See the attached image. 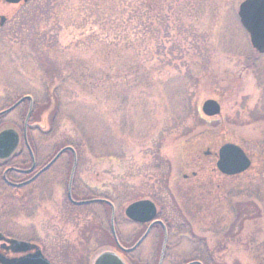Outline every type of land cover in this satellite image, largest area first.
Masks as SVG:
<instances>
[{
	"label": "rangeland",
	"instance_id": "374dc122",
	"mask_svg": "<svg viewBox=\"0 0 264 264\" xmlns=\"http://www.w3.org/2000/svg\"><path fill=\"white\" fill-rule=\"evenodd\" d=\"M241 1L146 0L150 8L140 0L0 2L7 18L0 26V111L24 95L42 107L32 134L42 160L60 149L61 137L81 144L74 183L81 194L114 203L125 246L144 229L126 207L158 199L161 216L173 220L163 264H264V54L241 24ZM138 64L145 74L127 69ZM207 99L221 103L219 116L203 113ZM25 114L4 115L0 131H22ZM219 134L253 154L248 171L212 170ZM184 148L198 152L188 159ZM71 168L51 170L54 190L43 184L37 211L33 204L24 213L0 211V226L27 236L36 229L44 237L69 235L71 262L87 264L89 250L107 244L100 222L109 232L111 210L94 202L63 218ZM160 234L128 253V262L157 264Z\"/></svg>",
	"mask_w": 264,
	"mask_h": 264
},
{
	"label": "flooded vegetation",
	"instance_id": "af4514ba",
	"mask_svg": "<svg viewBox=\"0 0 264 264\" xmlns=\"http://www.w3.org/2000/svg\"><path fill=\"white\" fill-rule=\"evenodd\" d=\"M1 2H4V0H1ZM25 3L27 2H22L20 4L23 5ZM22 97H20L19 99H21ZM35 104H36L35 101L33 100L31 101L26 98L14 110L22 108V112L26 111V114H28L30 109H32L31 111V115H32ZM6 114L4 113L0 114V118H2ZM7 128H14V127H7ZM16 130L18 131L19 134V140L16 150L13 152V154L10 157L0 158V211L2 212L4 210H11L17 207L19 209V213H24L26 210V206H29V204H33L35 211H37L40 208V206L43 204L41 202L43 200L42 197L43 184L49 185V183H51V185H49L51 190H54L56 184V182L53 181L52 175L50 176L49 173L56 166L68 171L70 163H72L73 165L75 162L74 155L71 154L72 156L69 157L68 152L63 153L52 164L50 163L52 162L56 154H54L52 157L42 160L36 152V147L32 135L35 130H38V126L37 123L33 121L31 116L28 123H26V116L24 117V125L22 131H19L18 129ZM65 154L67 155L65 163L59 165L61 158ZM40 184L42 185L39 186ZM68 189H69V181L67 185V192ZM34 198L35 200H33ZM65 203H66L65 207L63 206L62 216H66L63 218L69 219L70 218L69 216H74V215L72 214L71 211H69L70 208L68 207V202L65 201ZM14 218L15 217H13V219L11 220L15 221ZM157 219L163 221L164 224H162L161 222H155L153 224H151L150 222L136 223L143 226L144 229L137 238V240L135 241V243L148 232L145 239L143 240L144 242L153 232H155V230L159 236L161 235L160 233L163 234V241L165 239L166 234H168L169 236L170 230L167 226L166 219L162 217H159ZM109 224H110L109 232L112 234L114 238L111 221H109ZM100 225H101L100 230L102 231L103 237L105 238L107 232L106 223L102 221L100 222ZM115 229L117 236L119 238L116 223H115ZM20 231H21V227L19 228V232ZM35 232L36 233H34V235L32 234L30 236L29 235L27 236L26 234H21L22 232L19 234H12L10 233L8 228L0 226V264H6V262H11L16 259L24 258L28 255L36 254L38 251H40L43 254V256L49 260L51 264H74L71 262L73 258V254H72L73 245L71 244L72 241L70 242V238H68L69 235L51 234L44 237L43 234L38 232L37 229L35 230ZM84 237L88 238L86 237V235H83V237L81 238L84 239ZM15 239L26 241L27 243H29L28 244L29 248H26L21 251H17V245L11 241ZM120 241L121 244L124 245L121 239ZM24 247H27V245H25ZM138 248L139 247L131 251H121L120 249H116L114 247H108L105 249L102 248L100 250H89L87 264H92V260L94 256L98 254L101 250L109 249V250L117 251L121 256H123L127 260L126 255L128 253H135ZM136 257L139 258V255H136ZM135 262L136 264H138L139 263L138 259Z\"/></svg>",
	"mask_w": 264,
	"mask_h": 264
},
{
	"label": "water",
	"instance_id": "95a60500",
	"mask_svg": "<svg viewBox=\"0 0 264 264\" xmlns=\"http://www.w3.org/2000/svg\"><path fill=\"white\" fill-rule=\"evenodd\" d=\"M1 1V0H0ZM9 3H20L27 2L29 0H6ZM238 15L241 21V24L249 33L250 41L252 46L261 54H264V0H243L239 5ZM5 16H0V26L6 22ZM25 98L32 100L31 96H26L20 99L16 104H14L9 109L3 111L9 112L18 106ZM202 111L205 115L209 117H214L221 114V103L216 99H207L202 104ZM30 114V113H29ZM27 117V121L29 119ZM27 123V122H26ZM19 134L15 129L9 128L0 132V158H8L16 149L18 145ZM67 149H72V147H67L58 152L54 157L52 162H55L62 153ZM252 164V160L247 153V151L240 145L236 143H225L223 144L218 152V160L216 162L218 170L224 175H238L247 171ZM75 171V166L72 170L71 180H70V189H69V198L72 200L71 185L72 179ZM76 204H87L92 203L95 200L87 201H74ZM113 208L112 212V223L114 221L115 209ZM127 217L135 222H150L157 215V206L150 199H141L132 202L125 209ZM148 233V232H147ZM147 233L137 242V244L130 248L126 249L122 247L117 239L116 233L114 231V236L117 241V244L121 249L126 251H131L137 248L141 242L146 237ZM14 244L17 245V251L24 250L29 248L27 242L21 240H11ZM27 245V247H24ZM166 240L163 248L165 250ZM199 263V262H190L188 264ZM6 264H51L43 254L38 251L36 254L28 255L24 258L16 259L11 262H6ZM93 264H127L123 258L115 251H104L99 254L94 260ZM160 264H162V259ZM200 264V263H199Z\"/></svg>",
	"mask_w": 264,
	"mask_h": 264
},
{
	"label": "trees",
	"instance_id": "16d2710c",
	"mask_svg": "<svg viewBox=\"0 0 264 264\" xmlns=\"http://www.w3.org/2000/svg\"><path fill=\"white\" fill-rule=\"evenodd\" d=\"M164 2H166V0H163ZM144 3V5H145V7H148V8H150V3H147L146 2V0H140V3ZM142 5V4H141ZM143 65L142 64H138L137 66H135V67H132V66H129V67H127V69L128 70H131L132 68H134V69H132V72H135V75H141V74H145L146 73V71H145V69H143ZM118 68H122V69H124V68H126V66L125 65H122V66H118ZM92 84H93V82H91ZM53 96H51L50 95V99L52 98ZM41 106L38 104V103H36L35 104V107H34V110H33V112H32V115H31V118L33 119V121L35 122V123H37V122H39L40 121V115H41ZM47 114H48V111H47ZM203 118V117H202ZM198 136H200V135H198ZM198 136H195L194 138H196V137H198ZM62 139H61V141H60V149L61 148H63V147H65V146H72L73 148H74V151H75V153H76V155H82L83 154V150L81 149V144H79V143H73L72 145H70V143H69V140H66V139H68V137H61ZM66 138V139H65ZM217 138L218 139H213V140H215L214 141V147H216L217 145H219V144H222V143H225V142H229V141H232V142H234L233 140H231V139H226L223 135H221V134H219L218 136H217ZM185 150H186V148H184ZM187 150H189V149H187ZM185 151L184 152V155H185V157L186 158H190V159H192V157L194 156V154L195 153H197L198 152V150H195V151H193V152H190V151ZM253 155V154H252ZM203 156H205V153H203ZM213 171H217V169H216V167H214L213 169H212ZM72 195H73V198L75 199V200H87V199H93V198H97L96 196H94V195H90V194H88V195H86V194H81V192L78 190V188L76 187V183H74L73 184V189H72ZM155 201H159L158 199H156L155 198ZM67 202H68V207L70 208L69 209V211H71L72 212V214L75 216V215H81V212L83 211V210H85V205H83V206H79V205H75L74 203H72L68 198H67ZM100 204H102V205H104V206H106V208L110 211L111 209H110V206H109V204L108 203H105V202H101ZM162 215V214H161ZM110 217V215H108V218ZM166 221H167V226L169 227V230H171V228H172V222H173V220H170V219H166ZM109 242L111 243V245L112 246H116V243H115V241H114V239H113V237H112V235L109 233V232H106V237H105V241H104V243H107L108 245H109ZM107 244L105 245V246H103V248H108L109 246H107ZM195 260H198L197 258L195 259ZM193 261V260H192ZM189 262V261H188ZM203 262V264H209V263H207V262H205V261H202ZM185 263H187V262H185ZM184 263V264H185ZM216 264V262L214 261V260H212V264Z\"/></svg>",
	"mask_w": 264,
	"mask_h": 264
}]
</instances>
